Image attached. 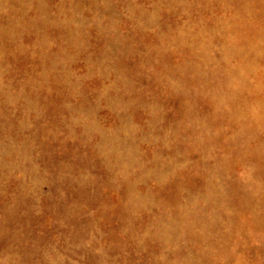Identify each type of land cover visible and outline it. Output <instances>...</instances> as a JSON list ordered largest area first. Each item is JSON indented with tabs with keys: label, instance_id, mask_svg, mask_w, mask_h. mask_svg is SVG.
Wrapping results in <instances>:
<instances>
[{
	"label": "rangeland",
	"instance_id": "rangeland-1",
	"mask_svg": "<svg viewBox=\"0 0 264 264\" xmlns=\"http://www.w3.org/2000/svg\"><path fill=\"white\" fill-rule=\"evenodd\" d=\"M0 264H264V0H0Z\"/></svg>",
	"mask_w": 264,
	"mask_h": 264
}]
</instances>
